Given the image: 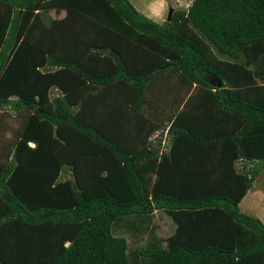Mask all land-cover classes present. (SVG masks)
<instances>
[{"label":"trees","instance_id":"16d2710c","mask_svg":"<svg viewBox=\"0 0 264 264\" xmlns=\"http://www.w3.org/2000/svg\"><path fill=\"white\" fill-rule=\"evenodd\" d=\"M0 109V264H264V0H0Z\"/></svg>","mask_w":264,"mask_h":264},{"label":"rangeland","instance_id":"374dc122","mask_svg":"<svg viewBox=\"0 0 264 264\" xmlns=\"http://www.w3.org/2000/svg\"><path fill=\"white\" fill-rule=\"evenodd\" d=\"M147 1L149 2L150 0H132L136 7L143 12L145 10L144 5H146ZM190 2L191 0H178L177 4L176 2H172L171 4L174 6L187 7ZM158 13L159 14H157L156 17L160 19V21L165 20L168 13L166 5H164V9H160ZM0 120H4L7 124H11L12 122L14 124L15 121L17 122V120L12 117V114L6 109H0ZM6 132L7 134L10 133L9 130ZM238 205L241 210L258 216L264 222V163L260 172L254 179L252 186L241 198ZM152 216L153 223L156 225L154 231L157 235L164 237L173 230L174 222L171 216L166 212L156 209ZM116 233L125 236L128 240V248L132 249L142 245L146 241V238L149 235V230H145L142 233H134L125 230L124 228L120 229L117 227Z\"/></svg>","mask_w":264,"mask_h":264},{"label":"crops","instance_id":"0c3cea01","mask_svg":"<svg viewBox=\"0 0 264 264\" xmlns=\"http://www.w3.org/2000/svg\"><path fill=\"white\" fill-rule=\"evenodd\" d=\"M132 1V0H131ZM172 2H176V4L178 3V0H150L149 2L147 1L146 5H144V12L141 11L142 13H144L145 15L157 20V21H160V19H158L156 16L158 13V11L160 9H164V5H166L167 7V16H166V19H168V14L169 12L172 13V11L175 9V8H186V7H183V6H174L173 4H171ZM133 3V2H132ZM134 4V3H133ZM135 5V4H134ZM136 6V5H135ZM188 6V5H187ZM137 8V7H136ZM138 9V8H137ZM139 10V9H138ZM48 13L51 15V16H62L64 15L65 13V9H60L59 12H56V10L54 8H51ZM170 13V14H171ZM160 16V15H159ZM165 19V20H166ZM163 21V20H161ZM160 21V22H161ZM190 94V93H189ZM189 96V95H188ZM185 102V101H184ZM183 102V103H184ZM183 105V104H182Z\"/></svg>","mask_w":264,"mask_h":264},{"label":"water","instance_id":"95a60500","mask_svg":"<svg viewBox=\"0 0 264 264\" xmlns=\"http://www.w3.org/2000/svg\"><path fill=\"white\" fill-rule=\"evenodd\" d=\"M170 13H171V12H169V14H168V17H167L168 19H169V18H170V16H171V14H170Z\"/></svg>","mask_w":264,"mask_h":264}]
</instances>
